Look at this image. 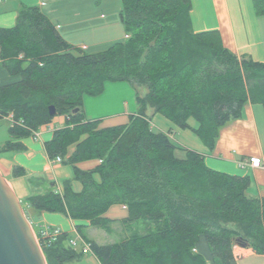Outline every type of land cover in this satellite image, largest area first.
<instances>
[{
  "label": "trees",
  "instance_id": "16d2710c",
  "mask_svg": "<svg viewBox=\"0 0 264 264\" xmlns=\"http://www.w3.org/2000/svg\"><path fill=\"white\" fill-rule=\"evenodd\" d=\"M119 1L126 38L97 53L68 44L37 7L21 8L14 27L0 28L1 66L20 76L0 86V120L11 115L13 122L0 154L22 151L21 139L64 116L65 126L54 131L45 152L49 159L61 157L82 184L80 193L65 182L62 194L29 196L28 206L36 215L58 213L109 234L113 221L105 213L125 206L123 238L116 243L98 244L83 226L76 228L100 264H207L196 251L201 237L212 264H234L238 243L264 256V197L248 196L250 177L208 168L201 154L180 148L169 132L152 131L147 115L153 110L212 150L220 129L240 118L246 104L264 105V64L233 54L217 31L195 33L191 0ZM252 4L255 15L264 17V0ZM118 82L137 88L136 113L126 124L100 128L99 120L86 117L84 98L98 97L105 83ZM90 160L99 166L77 168ZM35 233L47 264L85 255L66 233Z\"/></svg>",
  "mask_w": 264,
  "mask_h": 264
},
{
  "label": "crops",
  "instance_id": "0c3cea01",
  "mask_svg": "<svg viewBox=\"0 0 264 264\" xmlns=\"http://www.w3.org/2000/svg\"><path fill=\"white\" fill-rule=\"evenodd\" d=\"M191 5L190 19L195 33L217 31L224 47L233 54L238 57H251L264 64V17L255 15L252 0H191ZM28 7H37L68 44L88 53L101 52L103 50H93L103 47L107 49L126 38L119 19L121 10L119 0H1L0 28L14 27L18 11ZM19 80L20 76L10 75L1 66L0 61V86ZM136 109L137 106L135 111L128 115L126 123L130 115L136 113ZM154 114L151 109L147 111L149 117ZM98 116L100 115L86 117L93 120L100 118ZM65 121L64 116L55 117L50 124L42 126L34 136L20 140L24 146L22 151L0 154V173L19 199L32 228L36 231H45L46 237L66 233L70 236V240L75 242L77 250L88 248L82 258L66 264H100L76 229L77 226H83L82 230L86 237L95 241L92 234L96 233L94 232L96 229L91 227L89 222L72 221L58 213L36 215L27 203V198L35 194L49 191L62 194L65 182L70 183L73 192L82 191V184L72 177V167L68 169L63 165L64 163L51 165L44 148V144L51 140L54 131L65 126ZM188 123L193 129L198 126L193 119ZM10 124L9 118L0 120V146L9 139ZM160 125L163 128L162 132H169L170 139L180 148L201 154L208 168L229 175L249 176L251 185L248 196L264 197V105L246 104L242 108L240 118L220 129L212 150H209L190 130L177 132L163 120ZM167 127L169 131L166 132ZM178 135L181 137L180 141L174 139ZM73 151L72 146L68 149L67 156ZM177 155L183 157L180 151H177ZM251 157L260 158L262 166L253 168L240 165ZM99 164L98 160H90L78 163L76 166L81 171H91ZM17 167L23 170V175H17L15 172ZM94 180L99 182V176L94 175ZM127 215L125 206L114 205L104 216L114 222L112 225L115 231L116 228L121 229L122 220ZM54 231L58 233L53 235ZM196 251L205 257L207 264H212L203 237L200 238ZM238 251L244 254L237 256ZM233 253L234 264H249L248 261L251 259H258L260 264H264V256L256 255L250 249L234 246Z\"/></svg>",
  "mask_w": 264,
  "mask_h": 264
},
{
  "label": "rangeland",
  "instance_id": "374dc122",
  "mask_svg": "<svg viewBox=\"0 0 264 264\" xmlns=\"http://www.w3.org/2000/svg\"><path fill=\"white\" fill-rule=\"evenodd\" d=\"M104 49L106 48L105 47L97 48V50L94 49L93 51H101ZM138 90H139L138 91L139 94L141 93L144 94L145 92L144 88H139ZM136 91H137V88H135L134 86L126 82L106 83L104 85V92L102 95L98 97H85L84 104H83L85 114L87 117H92V115H100L98 116L100 118L93 119V120L100 121V128L113 127L119 124L126 123L128 115L135 111ZM56 117L59 118L60 116H56ZM149 118H150L151 129L154 132L164 133L162 132L163 130L161 129L163 128L160 125L162 120L164 122H167V124H169V126L174 128L177 132H182V131L187 132L188 131V130L179 129L173 123H171L169 120H167L165 117H163L160 114L155 113L153 116H150ZM167 131H169V127L166 128V132ZM191 136L193 137V135ZM174 139L180 141L181 137L180 135H178ZM63 165L66 166L68 169H71V166L69 164L64 163ZM111 228L113 232L110 234L106 233L105 231L101 229L95 228L96 231L94 232L96 233L92 234V238H95V241H97L100 244H113V243L118 242L121 238H123L122 228L121 229L116 228L115 231L113 229L115 228L113 225H111ZM137 228H139V230H143V227L141 225L137 226ZM33 231L35 233L34 228H33ZM235 247H238V246H235ZM238 252L239 253H236L237 256L239 254L240 255L244 254L240 251ZM248 262L249 264H260L258 259H251Z\"/></svg>",
  "mask_w": 264,
  "mask_h": 264
},
{
  "label": "water",
  "instance_id": "95a60500",
  "mask_svg": "<svg viewBox=\"0 0 264 264\" xmlns=\"http://www.w3.org/2000/svg\"><path fill=\"white\" fill-rule=\"evenodd\" d=\"M78 109L73 110L76 113ZM54 107L49 114L54 115ZM236 246L247 249V243ZM0 264H47L30 221L0 173Z\"/></svg>",
  "mask_w": 264,
  "mask_h": 264
},
{
  "label": "built area",
  "instance_id": "2783aa9c",
  "mask_svg": "<svg viewBox=\"0 0 264 264\" xmlns=\"http://www.w3.org/2000/svg\"><path fill=\"white\" fill-rule=\"evenodd\" d=\"M0 2H1V0H0ZM8 118L10 119V123L12 124L13 123L12 122V116L10 115V116H8ZM61 163H62V158L59 157V156L56 157V158H54V159H50V164L51 165L61 164ZM240 165H242V166L248 165V166H251L253 168H258V167H261L262 166V161H261L260 158L251 157V158H248L247 160L243 161ZM41 233H42L41 234L42 237H46L47 236L45 231H42ZM57 233L58 232L54 231L52 234L55 235ZM35 236H36V239L38 240V237H37L36 233H35ZM70 244L73 247L76 246L75 242H73V241H71ZM83 250H84V252H87L88 248L85 247Z\"/></svg>",
  "mask_w": 264,
  "mask_h": 264
}]
</instances>
